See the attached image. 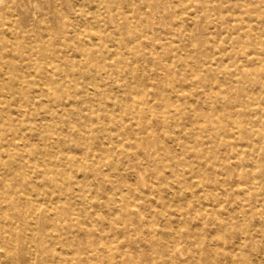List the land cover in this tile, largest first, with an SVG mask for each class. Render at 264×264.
<instances>
[{
  "label": "bare ground",
  "instance_id": "bare-ground-1",
  "mask_svg": "<svg viewBox=\"0 0 264 264\" xmlns=\"http://www.w3.org/2000/svg\"><path fill=\"white\" fill-rule=\"evenodd\" d=\"M43 3L0 6V264H264V0Z\"/></svg>",
  "mask_w": 264,
  "mask_h": 264
},
{
  "label": "rangeland",
  "instance_id": "rangeland-1",
  "mask_svg": "<svg viewBox=\"0 0 264 264\" xmlns=\"http://www.w3.org/2000/svg\"><path fill=\"white\" fill-rule=\"evenodd\" d=\"M33 3L34 4L28 9L27 12H25L20 7H18L14 0H2L0 2V6L5 10L8 17H12V16L19 17V18L25 20L26 22L37 19L41 13H44V11L49 12V15H52L51 17H52V19H54V13L52 11L53 9H52L51 5H49L47 3L46 8H44V6H41L44 4L43 0H34ZM30 33H31V30H29V32L27 33L26 36L30 37L31 36ZM119 47L123 48V45L120 44ZM19 50H23L25 52L26 48L24 46H22V47H20ZM27 55L29 57L33 58L32 54H27ZM16 61L19 64H23L22 66H20V65H18V66L22 67V69L25 73L28 72L30 69H32V68L25 67L27 65V63L29 62V60H16ZM95 161H96V158H94V162ZM108 167H109V165H107V168Z\"/></svg>",
  "mask_w": 264,
  "mask_h": 264
}]
</instances>
